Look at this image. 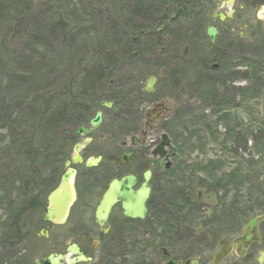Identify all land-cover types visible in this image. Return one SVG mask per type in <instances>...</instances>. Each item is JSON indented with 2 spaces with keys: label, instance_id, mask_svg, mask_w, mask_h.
Masks as SVG:
<instances>
[{
  "label": "rangeland",
  "instance_id": "rangeland-1",
  "mask_svg": "<svg viewBox=\"0 0 264 264\" xmlns=\"http://www.w3.org/2000/svg\"><path fill=\"white\" fill-rule=\"evenodd\" d=\"M135 1L23 0L18 16L13 12L11 26L0 23L1 151H7L14 136L2 120L4 108L10 104L27 108L33 82L44 85L64 73L85 44L94 50L107 17L132 30L124 21ZM141 1L153 8L154 19L170 5H165L167 0ZM191 1L184 9L181 4L170 5L172 17L163 24L138 18L137 24H154L159 30L167 25L166 42L174 46H161L152 53L143 50L139 57L116 67L114 74L126 78L121 91L129 101L121 107L128 121L127 135L140 124L144 126L147 112L165 108L156 129L160 137L165 132L171 136L169 151L175 157L170 170L161 167L157 174L156 202L151 204V210L155 209L145 221L117 224L106 251L87 252L92 260L78 264H165L163 248L177 259L201 255L207 260L218 242L210 237L211 230L235 222L234 214L248 218L264 201V48H259L264 45V12L260 0H233L231 5L225 0ZM230 9H235L234 16L220 20L218 14ZM59 17L67 20L68 28L51 36L49 24ZM209 26L218 31L214 43L207 35ZM72 37L77 42H71ZM34 49L46 51L47 59L41 62L35 56L33 62L38 64L33 67L30 55ZM174 53L171 62L168 59ZM97 59L85 58L89 62ZM151 76L157 78L155 91L146 93L144 87ZM50 89L64 88L44 92ZM65 129L54 132L56 145ZM24 199L12 186L0 190V264H37L51 253H65L70 243L77 242L73 228L87 219L75 213L76 208L66 224L38 223L43 211L22 214ZM190 206L192 213L187 211ZM173 207L186 213L180 217L183 224L169 210ZM236 208L238 213H234ZM17 216L24 217L25 228L31 231L19 241L10 236V225ZM42 229L48 231L47 238Z\"/></svg>",
  "mask_w": 264,
  "mask_h": 264
},
{
  "label": "flooded vegetation",
  "instance_id": "flooded-vegetation-1",
  "mask_svg": "<svg viewBox=\"0 0 264 264\" xmlns=\"http://www.w3.org/2000/svg\"><path fill=\"white\" fill-rule=\"evenodd\" d=\"M260 3L259 7L264 12V0H260ZM234 13L224 20L232 18ZM218 17L220 19L219 14ZM259 48L262 50L264 45ZM69 93H86L87 96L82 97L81 100L85 102L74 112L71 123L61 137L66 145L62 153V169L52 181V187L47 190L44 203L45 206L48 204V196L60 183L61 175L67 169H73L75 171L76 200L71 214L74 209L78 208L75 213L84 214L87 217V219H81L73 228V238L77 239V242L73 243L78 246L79 251L87 256V252H95L98 249L104 251L105 247L111 244L114 239L112 230L117 224L128 221L142 222L149 217L150 212L155 209L154 207L151 210L153 206H151L150 199L152 197L156 202L154 189L159 181L157 174L161 167L165 172L172 168L173 161L171 159L175 157V153L169 151L172 145L167 148L165 156H161L157 152L163 135L167 133L165 132L160 137L156 129V123L159 120L156 122L149 120L152 111L159 107L145 114L146 121L143 127L140 124L136 131L127 135L128 121L125 109L121 107L120 100L114 95L116 90L108 87L72 90L50 89L44 94L43 101L47 108H49V104H47L49 101H55L54 107L62 109L67 102L65 100L73 99L65 97ZM76 99L78 100V97ZM103 102H111L112 105L106 106L102 104ZM99 112L101 113L100 122L93 126V121ZM148 122L149 126H147ZM81 127L85 129V132L78 134ZM128 138L129 140H127ZM169 138L172 144L171 136ZM167 163H171L169 167H167ZM148 170H151L149 182L151 195L147 204L149 208L147 218L134 220L125 217L121 204L117 202L109 214L107 225L100 226L96 221V209L110 182L132 175L135 178L132 187L137 190L144 182V174ZM125 182L127 183V181ZM238 211L239 209L236 208L234 213H238ZM234 217L237 219L235 222L232 221L229 225L222 223L219 229L211 230L210 237L218 242L207 260L203 261L201 255L191 259H177L169 250L170 256L165 255L162 250L166 258L165 264L171 259L179 261L181 264H264V201L258 205L256 212H251L248 218L243 219L239 214H234ZM253 219L254 224L252 225ZM212 224L213 222L209 226ZM205 226L206 229L209 227L208 224ZM104 229L107 231L104 232ZM70 244L66 247V252Z\"/></svg>",
  "mask_w": 264,
  "mask_h": 264
},
{
  "label": "trees",
  "instance_id": "trees-1",
  "mask_svg": "<svg viewBox=\"0 0 264 264\" xmlns=\"http://www.w3.org/2000/svg\"><path fill=\"white\" fill-rule=\"evenodd\" d=\"M22 1L0 0V23H7L11 26L13 12H17L18 16ZM190 2L192 1L167 0L165 5L181 4L182 9H184L187 5L190 6ZM133 4L135 6L132 7L129 13L130 17L127 22L124 21L125 24L129 23V27L132 30L128 31L125 30L126 28H121L118 20H114L111 23L110 17H107L103 24V35L94 50L91 51L85 44L79 48L80 50L75 52L72 61L70 60L71 62L68 63V66L62 70L64 73L57 74L52 78V81L44 85H36L33 82L28 93L31 98L27 108L12 104L4 108L2 120L14 136L13 142L7 147V151L4 149V151L0 150L2 156L0 158V190L2 191L12 186V189L19 191L21 196L25 198L23 201L26 205L22 209V214L40 213L43 211L46 192L52 187V181L62 169V153L66 146L63 140L59 145H56L53 134L58 129L68 128L72 117H74V112L84 103L81 100L82 97L87 96L86 93H69L65 97L73 99L65 100L67 102H65L66 105L64 104L62 109L54 107L55 101H49L47 103L49 108H47L43 101V96L46 93L44 89L61 87L72 90L109 87L116 90L115 94H111L118 97L121 106H125L124 102L127 103L129 100L124 97L125 94L121 90L125 88L126 78L114 75L117 73L115 72L116 67L124 63V61L139 57L143 50L152 53L161 46L166 45L168 48L174 46L166 42L165 30L167 25L159 30L160 27L154 26L153 23V26L147 25V23L137 24V20L140 17L153 18L150 12V9L153 8L142 5L141 0H136ZM169 6L167 8L164 7L162 15L152 19L154 23L160 22L163 24L172 17L170 11L173 10V7ZM181 13L177 14L175 19L179 18ZM49 27L50 29L48 30L51 36L63 34L68 28L67 20L59 17L57 21L50 23ZM89 39H91L90 35ZM74 40L77 42L72 37L71 42H74ZM37 52V49L33 50L34 54L30 55L31 61L33 62L36 58L35 56L41 62L46 61V51ZM174 55L175 53L168 60L173 62L175 60L173 59ZM88 56L97 57L98 59L89 62L85 60ZM175 58H178V56L176 55ZM32 62L31 65L33 67L38 64ZM27 71L31 72L29 69ZM77 97L78 100L76 99ZM17 108L20 109L17 110ZM63 135L60 133L59 137L61 138ZM229 176L232 177L231 174ZM177 193L181 196L179 189H177ZM152 201L155 203L154 198L151 197V204ZM169 210L178 215L179 219L187 216L184 211L177 210L176 207ZM161 211L160 209L159 214ZM187 211L192 213L191 206L187 208ZM39 220L41 218L37 220L38 223ZM179 221L180 225L182 220L180 219ZM10 226L12 227L10 236H14L12 239L15 241L22 240L31 233L29 229L25 228L24 217L22 216H17Z\"/></svg>",
  "mask_w": 264,
  "mask_h": 264
},
{
  "label": "water",
  "instance_id": "water-1",
  "mask_svg": "<svg viewBox=\"0 0 264 264\" xmlns=\"http://www.w3.org/2000/svg\"><path fill=\"white\" fill-rule=\"evenodd\" d=\"M224 3L231 5L233 0H225ZM234 13V9H230L226 14L219 13L220 19L224 20L227 16L231 17ZM217 29L215 26H209L207 28V35L209 36L212 43L215 41ZM186 53V51H185ZM157 82L156 77H149L146 81L144 91L147 93H153L155 91V84ZM103 105L111 106V102H103ZM165 113V108H158L152 111L150 120L156 122ZM101 113L97 114L96 119L93 121V126L100 122ZM149 126V122L148 125ZM85 129L80 128L78 134L84 133ZM171 146V139L167 134H164L162 141L158 146L157 152L161 156H165L167 147ZM171 163H167V167ZM151 170H148L144 174V182L137 189L134 190L132 185L135 183V178L132 175H127L121 180L114 179L110 182L108 189L103 195L96 209V221L100 226L107 225V220L113 206L119 202L121 204L123 215L127 218L134 220H145L149 213L148 201L151 195L150 187ZM127 181V183L125 182ZM75 182V171L73 169H67L61 175V181L58 186L49 194L48 204L44 208V215L42 221L44 223L64 224L67 222L71 209L76 200V192L74 188ZM254 224V219L251 221ZM107 229H104L106 232ZM41 234L44 237H48L49 233L46 229L41 230ZM78 246L73 243L70 244L68 250L64 254L51 253L42 261H37V264H78L80 262H89L91 257L85 256L79 249ZM164 254L170 256V253L166 248L162 249ZM74 254V255H72ZM167 264H181L179 261L169 260Z\"/></svg>",
  "mask_w": 264,
  "mask_h": 264
}]
</instances>
